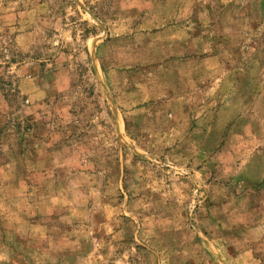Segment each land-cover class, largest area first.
I'll list each match as a JSON object with an SVG mask.
<instances>
[{"label":"rangeland","instance_id":"obj_1","mask_svg":"<svg viewBox=\"0 0 264 264\" xmlns=\"http://www.w3.org/2000/svg\"><path fill=\"white\" fill-rule=\"evenodd\" d=\"M0 264H264V0H0Z\"/></svg>","mask_w":264,"mask_h":264}]
</instances>
